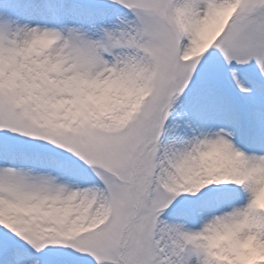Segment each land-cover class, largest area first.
<instances>
[{
    "label": "rangeland",
    "instance_id": "obj_1",
    "mask_svg": "<svg viewBox=\"0 0 264 264\" xmlns=\"http://www.w3.org/2000/svg\"><path fill=\"white\" fill-rule=\"evenodd\" d=\"M0 102L2 264H264V0H0Z\"/></svg>",
    "mask_w": 264,
    "mask_h": 264
}]
</instances>
